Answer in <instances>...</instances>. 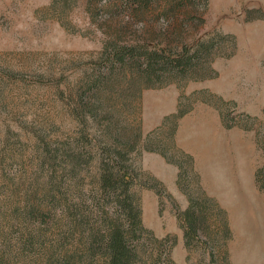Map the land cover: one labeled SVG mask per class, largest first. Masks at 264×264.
I'll return each instance as SVG.
<instances>
[{"label": "rangeland", "instance_id": "obj_1", "mask_svg": "<svg viewBox=\"0 0 264 264\" xmlns=\"http://www.w3.org/2000/svg\"><path fill=\"white\" fill-rule=\"evenodd\" d=\"M110 224L132 264H264V0H0V264H108Z\"/></svg>", "mask_w": 264, "mask_h": 264}, {"label": "trees", "instance_id": "obj_2", "mask_svg": "<svg viewBox=\"0 0 264 264\" xmlns=\"http://www.w3.org/2000/svg\"><path fill=\"white\" fill-rule=\"evenodd\" d=\"M131 177L132 176L127 172L125 167H118L117 171L108 170L101 172L100 182L105 188H107V186L122 187L121 194L117 196L118 205L123 210L125 219L129 222L132 221L133 225H137L138 222H140V209L135 201L136 198L132 191H130V184L132 182ZM190 208H192V204L183 212L187 221L185 226L187 229L185 230V234L187 235H190V232L196 231L197 222L200 220V218L193 215ZM124 231L125 230L121 228L120 224L109 225V230L105 238L108 249V264H132V261L136 259L137 255L135 248L127 244ZM131 232L134 235L136 230H131Z\"/></svg>", "mask_w": 264, "mask_h": 264}]
</instances>
